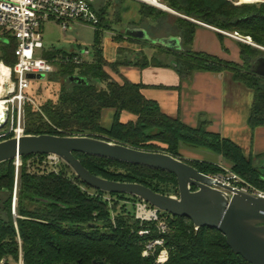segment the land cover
Returning <instances> with one entry per match:
<instances>
[{"label":"trees","instance_id":"obj_1","mask_svg":"<svg viewBox=\"0 0 264 264\" xmlns=\"http://www.w3.org/2000/svg\"><path fill=\"white\" fill-rule=\"evenodd\" d=\"M157 1L185 17L222 31L249 37L264 48V4L260 5L259 12L250 13L253 5L238 7L226 0ZM144 9L142 5L141 18H148L154 12V8L148 10L149 14ZM159 14L166 15L162 12ZM175 21L179 34L167 37H179L181 51L139 41L126 36L125 32L123 36L118 35L113 39L126 38L176 53L183 62L171 61L168 65L177 70V75L184 81H189L197 71L230 73L234 82L241 83L253 92L247 125L251 129L264 127V79L251 73L252 63L258 57H264V53L256 57V50L242 45L239 52L242 66L220 62L216 56L206 53L192 55L186 50V45L190 46L199 26L179 18ZM97 25L94 26L96 36L91 62L74 64L72 59L76 53L47 50L44 47L42 57L58 61L55 72L48 76L49 81L52 75L56 76L53 83L61 79L58 82L60 89L54 100H48L40 106L36 105L37 100L34 98L35 105L29 102L24 104V135L98 134L138 150L153 147L154 141H160L168 146L166 152L175 156L180 144L206 147L228 161L232 167L231 172L245 183L264 191V179L255 169L264 155L245 156L242 149L230 140L207 133L208 122L199 121L197 127L189 128L179 119L166 116L154 101L142 95V84L132 83L123 77L121 83L113 81L107 69L119 74L123 67L144 69L165 65L154 56L151 62L146 56H142L133 65L118 61L107 62L100 38L106 28ZM15 47L13 40H2L0 37V62L13 66L16 62ZM157 54L159 56L163 53ZM70 77H78L85 83L70 82ZM97 83L101 86L98 87ZM109 110L113 111V116L111 127L106 129L102 126L101 119L103 113ZM123 112L133 115L135 121L122 123L120 117ZM74 156L91 174L99 178L141 184L166 196H170L167 189L172 188L178 195L176 179L169 173L83 154ZM44 157L45 155L23 156L17 169L14 161L0 164V204L3 205L0 214V260L7 258L6 264L15 262L18 257L16 234L11 219L15 183L18 187L16 212L21 217L17 219V226L24 264H156L155 258L162 248L168 253L167 261L163 264H250L231 251L219 231L210 228L196 231L192 222L185 218L161 212L160 219L167 227L165 234H159L153 223H145L142 230L134 219L133 203L137 201L136 198L93 190L77 179L61 161L57 171H52L44 163ZM186 163L207 176L226 175L222 169L203 162ZM105 197L110 198V203ZM147 227L150 229L148 235L138 234L147 231ZM158 239H162L163 247L155 246V255L142 258L141 254L146 246Z\"/></svg>","mask_w":264,"mask_h":264},{"label":"water","instance_id":"obj_2","mask_svg":"<svg viewBox=\"0 0 264 264\" xmlns=\"http://www.w3.org/2000/svg\"><path fill=\"white\" fill-rule=\"evenodd\" d=\"M125 35L139 41L181 51L179 37L151 38L144 29H126ZM264 51V49L259 48ZM251 73L264 79V57L251 65ZM30 80L43 76L28 75ZM70 82L84 84L78 77ZM5 117L0 122L3 127ZM148 135V132L145 133ZM74 154L103 158L129 165L159 170L173 175L177 182L176 197L161 195L137 183L108 181L91 174ZM50 155L71 169L77 179L93 190L106 194L134 197L162 213L185 218L197 231L210 228L219 231L226 245L250 264H264V198L246 194L204 175L185 161L166 153L134 149L91 136L24 135L0 141V164L20 161L21 157ZM255 169L264 179V158ZM194 189V190H193ZM43 203L45 200L36 199ZM3 205L0 204V212ZM95 264V262H93ZM97 264H103L99 262Z\"/></svg>","mask_w":264,"mask_h":264},{"label":"rangeland","instance_id":"obj_3","mask_svg":"<svg viewBox=\"0 0 264 264\" xmlns=\"http://www.w3.org/2000/svg\"><path fill=\"white\" fill-rule=\"evenodd\" d=\"M226 1L231 3L233 6H238V7L243 5H253L254 8L251 11H249L250 13L259 12L261 10L260 5L264 4V0H258L256 2H247V3H239L240 2L239 0H226ZM160 4L162 3L160 2ZM142 5H144L145 7L144 9L145 13L148 14H149L148 10L154 8V12L151 13V15L148 16V18L140 17V11L142 10ZM162 5L165 6L168 11L158 9L154 6L148 5L138 0H96V2L94 3V11H95V16L97 18V24H98L97 27L101 25L106 28L105 31L104 30L102 31L100 37L103 56L105 60L107 62L118 61L120 63H127L133 65L135 64L136 60L140 59V57L142 56H146V58L150 62L151 60H153L152 56H154L157 57V61L163 62L165 67L175 71L172 67H169L168 64H170L171 61L181 63L182 58L179 57V55H177L176 53L167 52L159 48L158 49L154 48L150 44H143L142 42L130 41L127 40L126 38L121 40H114L113 38L118 35L123 36L126 29H132L138 27L146 30L148 34L151 35V37L163 38V37H167L168 35L179 34V29L176 26L177 23H175L176 18L177 19L179 18L181 20H186L192 23H196L199 26V28L195 30V35L190 46L186 45L187 47L186 50L189 51V53L192 55L199 53H206L209 55L216 56L220 60V62H229L242 66V62L239 59V52L242 48V45L250 46L252 49L256 50L257 51L255 55L256 57L264 53V51L259 49V48L261 49L264 48L255 44L249 37L239 35L235 32L222 31L215 27L208 26L192 18L185 17L181 14H178L170 10L165 4ZM160 12L165 13L166 15H160L159 14ZM218 34H221V37H218ZM95 36H96V28H94V26L89 24L70 23L68 25L67 30L63 31L61 27L58 25V23L54 21H47L43 24L42 27L43 45L45 49L47 50L55 49V50L63 51L65 53L81 54L82 58L86 62H91L93 60ZM245 38H249L253 45L246 43L244 41ZM158 52H162L163 54L157 56ZM106 71L113 81H116L118 83L122 82L121 79L122 76L120 74H115L109 69H107ZM227 76H231V74L228 73ZM55 79L56 76L52 75L50 81H49V76H45L43 77V79L40 80H31V87L27 93L31 98L37 100L36 101L37 106H40V104H43L48 100H54L56 98L58 91L60 89L58 82H61L60 81L61 79H58L56 83H53ZM97 85L98 87L101 86L99 83H97ZM240 98H238L237 101L232 102V105L229 108L230 110L228 111V113H230V115L233 116V120L227 118L228 122L225 120L221 124V127L225 129L226 127L229 128L227 124L232 125L230 126L231 129H227L228 135L232 137L234 143L240 146L244 155L249 156V152L252 146L251 139H253V137L251 134L253 130L250 129L249 127H246V125H244V122L241 119L245 115V112L249 113V110H247L245 104L247 99L248 108H249L251 98H253L252 92L248 90L245 93L244 91L243 94L240 96ZM112 116H113V111L111 110L103 113L101 124L104 128L109 129L111 127ZM120 118L122 123L124 124L130 121L133 122L135 121V117L127 112H123ZM202 120L203 119H201V121ZM6 129H8V126L6 123H4L3 127L0 128V133L6 131ZM206 132L209 134H215L214 132L209 131L208 126L206 127ZM9 136L4 140L13 138V135H9ZM65 136H74V137L91 136V137L107 140L110 142H114L117 144H121L119 142L110 139L105 135L66 133ZM167 149L168 146L166 144L160 141H154L153 147L147 149H140V150L169 154V152H166ZM176 152H177L176 156L174 154H169V155L179 159V153H180V155L183 158H185L184 160L185 162H190V161L203 162L206 165H210L213 168H218L219 170L222 169L225 173L226 171L231 172L232 167L230 163L224 160L219 155L213 153L206 147H192L186 144H180L176 148ZM192 155L197 156L199 160H191V158L189 159L188 157H191ZM217 161L219 163H217ZM13 164L17 169L18 167L16 166L15 161L13 162ZM20 165H21V161L19 162V166ZM30 172L33 173L31 169ZM166 179H169V177L166 176ZM15 186L16 189L18 190L16 183L14 184V187ZM251 187L256 191L264 194V191H261L253 186ZM167 190L169 191L170 196L173 197L177 196L172 188H169ZM11 215H12L11 219H12L13 227L16 234L18 255L21 253L23 259L22 243H21V239L19 238L18 226H17V219L21 217L18 214H16L18 217L14 219L12 213ZM134 219L137 220L135 218V214H134ZM137 221H138V226L140 228L142 226H145V223H142L140 220ZM145 229L150 230L148 227ZM142 230H144V228ZM138 234L140 235V232H138ZM159 247H163V244L160 245ZM156 250L157 249L154 246V243L152 242L146 246L144 250L146 251V253L143 254L144 252L143 251L141 257L145 258L148 256H153L155 255ZM163 251L166 250L164 248L159 250L155 258V263L157 261L158 256H162ZM167 258H168V253H167ZM3 259H7V258H3ZM10 264H14V262H10Z\"/></svg>","mask_w":264,"mask_h":264},{"label":"built area","instance_id":"obj_4","mask_svg":"<svg viewBox=\"0 0 264 264\" xmlns=\"http://www.w3.org/2000/svg\"><path fill=\"white\" fill-rule=\"evenodd\" d=\"M96 0H0V37L2 40H13L16 44L14 56L16 62L13 66H6L0 62L7 71V78L10 87L3 92L0 100L3 103L5 122L8 126L6 131L0 133V140L6 139L9 135L19 138L24 135V110L26 102L35 105L32 98L26 93L31 87V80L28 75L48 76L55 72L56 59L48 60L42 57L44 50L42 27L47 21L58 23L63 31H66L70 23L97 25V18L93 11V4ZM62 60V58H59ZM59 60V61H60ZM85 62L81 54H76L72 63L81 64ZM19 160L16 166L19 165ZM44 163L52 171H57L60 160L54 156H45ZM225 176H213L223 184L234 190L264 198V194L256 191L250 185L240 180L234 173L226 171ZM16 186L14 187L11 213L14 219L16 216ZM110 203V198L105 197ZM134 214L137 220L142 223H153L159 234L167 232L166 224L161 221V212L137 200L134 203ZM149 232L141 231L140 235H148ZM154 246L163 244L162 239L153 242ZM146 251L143 252L145 254ZM162 257V258H161ZM167 261V252L163 251L158 256L156 264H163ZM7 259L0 260V264H6ZM14 264H24L21 253Z\"/></svg>","mask_w":264,"mask_h":264},{"label":"crops","instance_id":"obj_5","mask_svg":"<svg viewBox=\"0 0 264 264\" xmlns=\"http://www.w3.org/2000/svg\"><path fill=\"white\" fill-rule=\"evenodd\" d=\"M119 74L132 83L142 84L144 86L141 90L142 95L146 99L154 101L166 116L179 119L189 128L197 127L199 119L200 121L203 119L208 122L210 132L234 143L232 137L227 133V129H231L232 125L227 124L229 128L223 129L221 124L225 120L228 122L227 118L233 120V116L228 113L232 102L237 101L243 92L246 93L249 89L241 83L234 82L232 76H227L228 73L197 71L189 81H184L170 68L149 66L144 69L123 67L119 70ZM247 101L246 99L245 105L249 113L245 112L241 120L246 127H249L247 120L253 98H251L249 108ZM252 130L253 139H251L252 146L249 156H262L264 155V127ZM188 158L199 160L194 155ZM179 159L185 160L180 153ZM218 161L217 163H219Z\"/></svg>","mask_w":264,"mask_h":264},{"label":"bare ground","instance_id":"obj_6","mask_svg":"<svg viewBox=\"0 0 264 264\" xmlns=\"http://www.w3.org/2000/svg\"><path fill=\"white\" fill-rule=\"evenodd\" d=\"M138 1L146 3V4L151 5V6H154L158 9H161V10H167V8L165 6H163L162 4H160L157 0H138ZM239 1H240L239 3H247V2H256L258 0H239ZM244 41L248 44L253 45L249 38H245ZM7 75L8 74H7V71L5 70V68L3 66H0V98L3 95V92H6L7 88L8 89L11 88L10 82L8 81V78H7ZM3 110H4L3 103L0 100V122L3 119V115H4Z\"/></svg>","mask_w":264,"mask_h":264},{"label":"flooded vegetation","instance_id":"obj_7","mask_svg":"<svg viewBox=\"0 0 264 264\" xmlns=\"http://www.w3.org/2000/svg\"><path fill=\"white\" fill-rule=\"evenodd\" d=\"M2 205V204H1ZM0 214H1V212H0Z\"/></svg>","mask_w":264,"mask_h":264}]
</instances>
